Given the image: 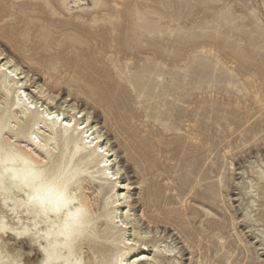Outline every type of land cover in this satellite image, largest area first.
Returning a JSON list of instances; mask_svg holds the SVG:
<instances>
[{
    "label": "rangeland",
    "instance_id": "rangeland-1",
    "mask_svg": "<svg viewBox=\"0 0 264 264\" xmlns=\"http://www.w3.org/2000/svg\"><path fill=\"white\" fill-rule=\"evenodd\" d=\"M74 1L0 0V48L59 103L92 113L132 185L138 227L173 248L176 264H221L223 252L224 264H260L264 225L245 221L242 182H260L252 166L264 168V132L243 144L262 113L264 0ZM13 3L24 13L11 14ZM124 129L145 139L161 173L143 180L120 144Z\"/></svg>",
    "mask_w": 264,
    "mask_h": 264
},
{
    "label": "bare ground",
    "instance_id": "bare-ground-1",
    "mask_svg": "<svg viewBox=\"0 0 264 264\" xmlns=\"http://www.w3.org/2000/svg\"><path fill=\"white\" fill-rule=\"evenodd\" d=\"M68 2L47 0L52 8ZM12 7L11 14L24 13L22 3ZM24 59L32 63L26 53ZM255 104L262 113L245 130L243 144L248 133L254 138L264 132V98L257 95ZM114 118L121 130L120 118ZM124 133L120 144L143 180L161 173L145 139L126 129ZM256 168L260 182L243 177L253 197L245 203V221L264 225V210L261 213L257 202L264 198V168L252 166V171ZM125 174L92 113L69 99L59 103V94L0 48V264H162L161 257L176 264L173 248L138 227L131 207L132 185ZM42 183L57 186L63 194L67 203L59 212H45L32 200ZM257 237L264 249V231ZM216 240L220 250L230 247L222 231ZM219 248L215 245V254ZM229 258L223 252L221 264ZM253 259L264 264L261 254Z\"/></svg>",
    "mask_w": 264,
    "mask_h": 264
},
{
    "label": "snow or ice",
    "instance_id": "snow-or-ice-1",
    "mask_svg": "<svg viewBox=\"0 0 264 264\" xmlns=\"http://www.w3.org/2000/svg\"><path fill=\"white\" fill-rule=\"evenodd\" d=\"M32 200L37 202L45 212L48 210L59 212L61 207L67 203L57 186L44 183L36 189Z\"/></svg>",
    "mask_w": 264,
    "mask_h": 264
}]
</instances>
